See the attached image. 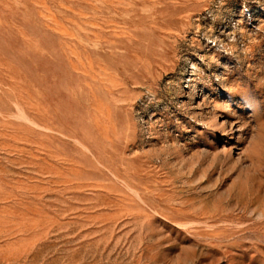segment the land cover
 Listing matches in <instances>:
<instances>
[{"label":"rangeland","instance_id":"obj_1","mask_svg":"<svg viewBox=\"0 0 264 264\" xmlns=\"http://www.w3.org/2000/svg\"><path fill=\"white\" fill-rule=\"evenodd\" d=\"M0 264H264V0H0Z\"/></svg>","mask_w":264,"mask_h":264}]
</instances>
